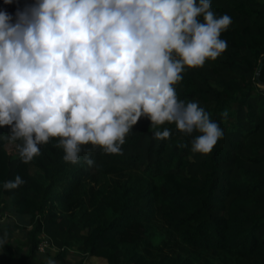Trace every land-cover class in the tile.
Wrapping results in <instances>:
<instances>
[{
    "label": "trees",
    "instance_id": "obj_1",
    "mask_svg": "<svg viewBox=\"0 0 264 264\" xmlns=\"http://www.w3.org/2000/svg\"><path fill=\"white\" fill-rule=\"evenodd\" d=\"M34 3L0 0V11L15 22V13ZM211 5L217 17L232 19L221 35L227 50L186 69L176 85L181 100L197 101L222 129L211 152L193 153L192 136L146 118L125 137L122 155L85 145L76 165L64 161L56 139L25 164L21 141L0 138V211L11 207L30 226L21 245L0 230V264H44L36 261L41 235L56 247L59 264H68L73 250L80 258L69 264L92 256L107 264H195L197 252L214 264H264V0ZM165 128L171 138L155 139ZM9 131L0 127V137ZM17 175L25 183L6 190ZM158 224L172 230L177 247L153 245Z\"/></svg>",
    "mask_w": 264,
    "mask_h": 264
},
{
    "label": "clouds",
    "instance_id": "obj_2",
    "mask_svg": "<svg viewBox=\"0 0 264 264\" xmlns=\"http://www.w3.org/2000/svg\"><path fill=\"white\" fill-rule=\"evenodd\" d=\"M231 23L211 0H35L15 22L0 11V127L10 129L0 138L21 141L25 164L56 139L76 165L85 145L122 155L125 137L146 118L153 127L174 124L193 137V153L209 154L223 131L197 101L181 100L176 85L186 69L227 50L221 35ZM153 136L167 140L171 131ZM23 183L17 175L3 187Z\"/></svg>",
    "mask_w": 264,
    "mask_h": 264
},
{
    "label": "rangeland",
    "instance_id": "obj_3",
    "mask_svg": "<svg viewBox=\"0 0 264 264\" xmlns=\"http://www.w3.org/2000/svg\"><path fill=\"white\" fill-rule=\"evenodd\" d=\"M1 212L6 213L7 216L5 221L0 223V230L8 229L11 235V239H10L11 243H14L16 245L19 243L21 245L26 237V229L30 228V226H26L27 220L18 218L17 215L15 214L14 209H12L11 207L6 208L5 210H1ZM157 226L156 229L158 230V235L156 237H153L152 239L153 245L155 246L164 245L166 248L177 247L178 242L175 240L174 234H172V230L161 224H158ZM55 253L56 252H54V250H48L45 253H38L36 257V261L44 262V264H47V261L49 259H52L55 261V264H59V260L55 256ZM79 258L80 255L77 254L76 250L68 251L65 256V259L68 264L74 263ZM191 258L193 259L195 264H214L210 262L211 260L210 257L203 252H197L193 254ZM83 264H107V262L104 258L92 256V257H86L84 259Z\"/></svg>",
    "mask_w": 264,
    "mask_h": 264
},
{
    "label": "built area",
    "instance_id": "obj_4",
    "mask_svg": "<svg viewBox=\"0 0 264 264\" xmlns=\"http://www.w3.org/2000/svg\"><path fill=\"white\" fill-rule=\"evenodd\" d=\"M6 213L0 211V223L4 222L6 219ZM48 250L56 251V247L49 241V238L45 235H41L40 242L37 245L38 253H45Z\"/></svg>",
    "mask_w": 264,
    "mask_h": 264
},
{
    "label": "crops",
    "instance_id": "obj_5",
    "mask_svg": "<svg viewBox=\"0 0 264 264\" xmlns=\"http://www.w3.org/2000/svg\"><path fill=\"white\" fill-rule=\"evenodd\" d=\"M17 217H18V218H22L23 220H24V219L27 220V218L24 217V216L17 215Z\"/></svg>",
    "mask_w": 264,
    "mask_h": 264
},
{
    "label": "water",
    "instance_id": "obj_6",
    "mask_svg": "<svg viewBox=\"0 0 264 264\" xmlns=\"http://www.w3.org/2000/svg\"><path fill=\"white\" fill-rule=\"evenodd\" d=\"M260 67H261V65H259L257 72L259 71Z\"/></svg>",
    "mask_w": 264,
    "mask_h": 264
}]
</instances>
